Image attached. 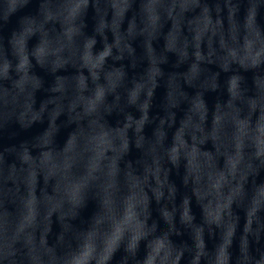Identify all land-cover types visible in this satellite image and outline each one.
Wrapping results in <instances>:
<instances>
[{
	"label": "clouds",
	"instance_id": "1",
	"mask_svg": "<svg viewBox=\"0 0 264 264\" xmlns=\"http://www.w3.org/2000/svg\"><path fill=\"white\" fill-rule=\"evenodd\" d=\"M0 264H264V0H0Z\"/></svg>",
	"mask_w": 264,
	"mask_h": 264
}]
</instances>
